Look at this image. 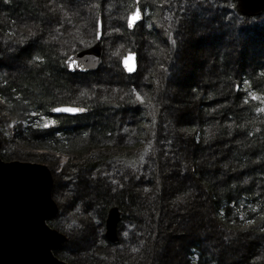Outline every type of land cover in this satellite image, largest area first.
I'll use <instances>...</instances> for the list:
<instances>
[{"label":"trees","instance_id":"obj_1","mask_svg":"<svg viewBox=\"0 0 264 264\" xmlns=\"http://www.w3.org/2000/svg\"><path fill=\"white\" fill-rule=\"evenodd\" d=\"M202 2L207 11H195L187 23L189 64L168 85L178 41V14L170 28L168 13L185 0H140L151 51L140 87L121 66L122 55L136 52L135 30L127 28L135 0H0L1 158L48 162L54 175L60 169L66 177L61 183L73 187L78 177H89L74 208L61 207L48 221L69 236L57 258L147 264L167 245L158 234L172 222V230L185 226L186 235L166 264H264V21L247 24L235 0ZM83 14L93 37L99 16L115 19L124 49L113 64L130 81L119 89L120 98L102 97L91 81L84 82L95 73L66 69V57L90 43L66 44L65 53L57 42H74L71 32L58 35L65 23L82 26L76 19ZM199 22H206V30L198 38ZM63 104L85 112L53 116L52 109ZM24 133L39 147L73 156L61 166L57 155L11 149L16 134ZM115 205L129 227L119 244L105 236L107 212ZM84 229L92 237L85 236L81 250L71 238ZM146 242L147 253H140Z\"/></svg>","mask_w":264,"mask_h":264},{"label":"water","instance_id":"obj_2","mask_svg":"<svg viewBox=\"0 0 264 264\" xmlns=\"http://www.w3.org/2000/svg\"><path fill=\"white\" fill-rule=\"evenodd\" d=\"M235 8L239 15L246 18L259 17L264 13V0H235ZM137 11L140 12L141 19L129 26ZM142 19L143 14L138 6L128 18V29H136ZM103 36L104 25L100 16L94 41L66 58L68 72L88 74L100 69L105 53ZM126 59L132 71L125 67ZM121 64L126 74H136L139 69L138 54L127 53ZM64 108L81 111H55ZM83 113L82 107L73 105H60L52 111L53 115L78 116ZM58 212V205L53 200L51 171L47 166L18 161L4 162L0 156V264H71L54 255L66 241L62 234L48 224ZM121 221L120 207L115 205L109 208L105 236L112 244H119L121 241Z\"/></svg>","mask_w":264,"mask_h":264},{"label":"rangeland","instance_id":"obj_3","mask_svg":"<svg viewBox=\"0 0 264 264\" xmlns=\"http://www.w3.org/2000/svg\"><path fill=\"white\" fill-rule=\"evenodd\" d=\"M104 3V0H103ZM182 7L177 9H170L169 13H168V20H169V27L171 28L173 24L175 23H171L170 19L172 18V15L177 13V22L176 23V30H177V35L176 37L178 38L177 41V58L175 60H172L169 64L168 67V71H167V83L168 85H173V82H178L179 79L182 77V72L183 70H186V67L189 64V59L187 60V54L189 50V47L191 46L189 42H187V39L191 38L189 37L190 34L187 32V23L189 22L188 19H192L195 15V11H200L201 13L206 12L207 9L204 7L202 0H185V4L181 5ZM173 7V6H172ZM110 10V9H109ZM71 12L74 10H70ZM83 17V18H80ZM102 21H103V25H104V36H103V40H102V44L104 46V49L106 51V58H104V63L102 64V66L100 67V69L95 72V75L91 78L85 79L84 82L89 83V81H91V85L96 86V90L97 92L102 96V97H107L110 94L113 95V93L117 94L116 96H114L113 98H120L119 95L120 93L118 92L119 89L124 85H126L127 83H131L132 84H138V86L142 87L143 83L145 82V72L148 70V64L150 61V53L151 51L148 48V41L146 39V36L144 35V28L141 25H139L136 30H135V34L132 36L134 38L135 41V53L138 54V58H139V69L138 72L134 75L133 79H129L130 81H127L124 76H122L121 74H119L117 68L114 66V58L118 57L121 54L120 48L122 47V42L119 39V33L116 30L117 26L115 23V19L112 16L111 19L109 21H107V19H103V16L101 15ZM254 18H258L255 21H252L251 19ZM74 19V18H73ZM250 22H246L247 24H254L258 23L259 20H263L264 21V13L259 16V17H252L249 18ZM75 20V19H74ZM73 20V21H74ZM208 20V19H207ZM206 20V21H207ZM76 21H79V23H81L82 26H80L78 28V26L72 24H63V31L58 35V36H63V38L66 37V35H69V32H71V38L73 39L74 42L71 43V40H65V43L63 42H57V47L62 50L65 51V53L69 50H67L68 45L66 44H72L73 48H78L79 46L81 47V45L85 44V43H92V41L94 40L93 34L90 32L89 28L90 25L88 24V26L86 25L85 22V14L83 15H79L77 16ZM98 21V20H97ZM200 23V22H199ZM209 23V22H208ZM195 30L198 31L199 33L197 34V37L199 38V34H201V31L206 30V22H202V24H198L195 23ZM174 26V25H173ZM96 27H97V22H96V26H95V32H96ZM78 28V30H77ZM77 30V31H76ZM73 31H76L75 33H72ZM107 31L108 36H105V32ZM195 31V32H196ZM51 34H53L51 32ZM52 36V35H51ZM75 36V37H73ZM53 39L56 41V39L53 37ZM70 45V50H71V46ZM79 49H84V48H79ZM122 49H124V47H122ZM121 49V50H122ZM67 50V51H66ZM123 57V55H122ZM174 61V62H173ZM167 63V61H166ZM165 64V61H164ZM165 70V69H163ZM94 74V73H93ZM114 88V89H113ZM170 88H168L167 92L168 94L170 93ZM171 96H169V100ZM172 102V101H171ZM167 102H164L163 104H166ZM6 110H7V105L3 106ZM8 112V110H7ZM177 114V111H176ZM174 118V115L171 116ZM15 123H13L11 126H14ZM24 137V138H23ZM23 137L21 138L18 134H16L15 139L13 140V144H15V146H12L11 149L16 150L18 149L21 153H43V154H49V155H57L60 157L61 159V166L64 165V163L67 161L68 157L73 156L72 154L69 153H65V152H57L54 150H50L47 148H42L39 147L32 139H30V136H28L27 134L24 133ZM9 145V144H8ZM7 147V145H6ZM4 162H15V161H5ZM20 162V161H18ZM24 163H34V164H41L44 166H47L48 169L51 171L53 167H51L50 164H48V162H34L32 160V158H27L25 161H21ZM56 168V167H55ZM60 169L57 170V175H54L53 172L51 171V176H52V180H53V200L54 202L58 205V210L60 211V209H62L63 207L68 208L67 211H69L70 209L74 208V204L73 202L75 201V197L76 198H80V195H84V186L83 184L86 182V178L83 174V176L78 177V182L79 185L73 187L70 184H66V183H61L62 180H64L66 177L62 176L60 174ZM87 179L89 178L88 176H86ZM80 179V180H79ZM84 202V201H83ZM62 207V208H61ZM70 208V209H69ZM59 213V212H58ZM67 214V213H66ZM65 214V215H66ZM58 215V214H57ZM72 215L69 213L68 217H71ZM173 224L172 222L167 224V228H164L163 233L159 232L158 234V240L159 242H164L166 243L167 240V245H165L164 247L160 248L161 252H159L160 254L157 256V260L154 257H151V261L149 259L148 263L149 264H166L170 261H172L173 256L176 255V253H178L177 251L179 249H177V247L179 246L180 249H182V244L181 243V236L182 235H186L185 234V226L181 227L180 229H175L172 230L170 228V225ZM187 224L190 225V222H188ZM82 226V224H81ZM83 228V227H82ZM85 228V226H84ZM79 229V228H78ZM59 232V231H58ZM65 238L66 241L65 243L69 240V236L67 234L61 233ZM129 235V227L128 225L126 226L125 223H121L120 227H119V237L121 240L124 239L125 236ZM92 237L91 234L86 233V229H84L82 232L81 231H77V233L72 236L71 240L76 239L75 242H79L81 244L80 249L82 250V248L84 247V239L86 237ZM160 238V239H159ZM157 240V241H158ZM64 244V243H63ZM62 244V246H63ZM131 246V245H130ZM130 246H127V248ZM149 244L146 242L143 247L140 250L141 252H145L147 253V249H148ZM126 247V245H125ZM124 247V248H125ZM132 247V246H131ZM159 248V247H158ZM133 249V248H132ZM129 249H127L128 251ZM130 253V252H128ZM55 255V252H54ZM56 256V255H55ZM86 260L85 262H83V264H86ZM147 263V264H148Z\"/></svg>","mask_w":264,"mask_h":264},{"label":"snow or ice","instance_id":"obj_4","mask_svg":"<svg viewBox=\"0 0 264 264\" xmlns=\"http://www.w3.org/2000/svg\"><path fill=\"white\" fill-rule=\"evenodd\" d=\"M141 19V14L139 11H137L131 18L129 26H133L137 21ZM125 67L128 68L129 71H132V68L128 65L127 59L125 60ZM257 97H253V99H256ZM55 111H64V112H76L81 111L80 109H71V108H64V109H55Z\"/></svg>","mask_w":264,"mask_h":264}]
</instances>
